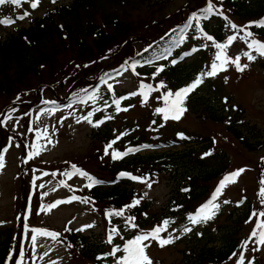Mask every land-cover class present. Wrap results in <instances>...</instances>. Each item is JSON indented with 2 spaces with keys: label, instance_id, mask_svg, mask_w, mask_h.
Masks as SVG:
<instances>
[{
  "label": "rangeland",
  "instance_id": "1",
  "mask_svg": "<svg viewBox=\"0 0 264 264\" xmlns=\"http://www.w3.org/2000/svg\"><path fill=\"white\" fill-rule=\"evenodd\" d=\"M153 1L156 2L154 8L144 7L140 12L133 11L132 20L140 21L137 22L134 37L129 45L114 47L98 64L86 63L85 69L81 70L73 68L70 72L71 78L64 80L55 90L53 87L46 90L40 87L36 92L25 93L32 107L29 113L26 114L25 110L18 107L19 104L14 103L17 100L14 97L9 98L10 105L0 104V156L4 159V167L0 169V251L6 232L10 230L13 235L6 264H12L18 252L22 264H95L94 258L85 254L89 249L96 252L98 258L105 257L107 261L117 263L125 253L120 251L113 257L109 255L111 250L117 246L123 249L124 242L121 239L124 236L142 234L143 229L147 228H133L128 225V218L134 217L133 209L123 215L113 214L111 220L105 219L103 210L109 211L112 206L97 203L89 196V177L94 180H111L104 164L110 165L113 139L106 143L98 140L97 134L93 133V124L84 117L90 119L93 102L104 97L111 88H116L121 94H137L141 88V78L155 84L151 78L141 77L140 73L157 67H152L146 62L157 57H136L146 55L157 39L184 25L189 15L204 11L208 2ZM210 1L213 11L207 14L204 11L200 15L206 16L204 19L209 33L223 34L222 41L219 42L211 35L212 39H207V34L200 27H197L195 34L184 39L183 43L179 41L180 48H201L200 53H210L206 60L198 64L194 62L200 57V53L181 64L186 66L183 85L193 84L198 78L202 79L200 92L191 99H195L194 104L187 102L188 106L194 107L195 110L187 109L179 120H165L164 114L157 112V109L166 107L163 97L154 95L145 105L138 100L126 112L117 110L115 113H109L106 116L110 122L102 125L103 128L106 125L113 127L116 138L128 132L122 140L115 143L116 147L126 148L147 142L159 143L160 140L180 141L178 145L140 151L141 156L157 154L160 157L154 161L155 165L148 168L151 176L144 177L142 181H130L128 186L140 197L138 206L147 207L144 217L157 219L160 226L163 221H169L160 237L171 238L173 243L160 247L156 240L145 242L149 245L146 251L153 264H192L198 252L225 247L230 234L238 239L236 247L233 254L220 264H239L241 255L244 264H264V245L258 242V237H251L253 230L264 220V217L258 215L264 211V200L259 195L264 188V57L248 47L252 40L264 42V37L251 31L250 22L256 18L245 19L242 16L243 10L239 9L241 1L247 3L245 7L248 9H259L262 0H240L236 6L232 5V0ZM35 2L36 0H30L26 3L29 12L25 19L17 17L15 23H0V35L5 37L16 27L24 28L29 25L31 19L43 16L48 8L67 4L70 0H39L38 6L33 7ZM16 14L21 12L16 10ZM11 18L13 19L10 13L0 12V20ZM195 23L197 24V20ZM233 24L238 28H233ZM247 32H251L252 36L246 37ZM157 33L159 36H156ZM232 36H237V39L224 51L230 60L239 58L240 64L247 67L241 72L235 64L229 62L223 70H218L216 75H208L211 65L220 63L216 60L220 52L216 45L228 44V38ZM156 48L159 49L160 46ZM153 52L155 49L151 51ZM246 52H250L256 59L249 60L244 55ZM124 56H127L126 60L138 59L139 73L132 67H126L120 73L110 72L116 65H109ZM192 65L198 67L194 68ZM106 68L107 70L101 73V70ZM104 73L105 76L108 75L107 79L99 82V77ZM82 77L83 80L78 82ZM160 83L166 88L164 82ZM93 85L95 91L89 100L70 104L73 101L69 98L82 96ZM197 98H201L206 106L209 103L216 111L229 116L228 121L237 125L243 134L249 137L255 150L246 148L242 141L233 135L228 129V121L212 122L204 115L203 108L200 110L195 105ZM55 100H60L63 107L59 106L60 104H52ZM13 104L16 106L12 107ZM128 106L129 104L126 107ZM29 118L33 128L29 124ZM159 134L160 140L152 139V136ZM182 136L185 137L178 138ZM187 138L193 139L192 143H189ZM202 139H211V148H201L194 143ZM34 141L36 144H33ZM38 149L39 154L33 155ZM207 153L210 154L206 155ZM215 154L223 156L227 162L224 172L227 174L220 175L206 184L205 196L190 203L191 210L188 215L201 208L209 196L216 192L225 177L237 170L243 171L235 178V182H229L218 195L215 203L219 208L214 217L206 224H192L187 213L177 210L176 201L184 200L191 178L216 167L217 161L211 158ZM72 165L77 169L74 170ZM77 170L87 173L88 176L77 174ZM65 173L72 175L69 178ZM49 205L56 206L49 209ZM254 213L256 215H253ZM132 222L135 225L140 224L139 218ZM19 226L24 228L19 230ZM185 228H190L191 231L185 232ZM35 229L58 233L59 236L54 238L37 235L33 242ZM113 229L117 231L113 232ZM72 232L85 238L78 247L66 239L67 234ZM110 234L111 243L108 242ZM20 235L22 245L18 242Z\"/></svg>",
  "mask_w": 264,
  "mask_h": 264
},
{
  "label": "trees",
  "instance_id": "2",
  "mask_svg": "<svg viewBox=\"0 0 264 264\" xmlns=\"http://www.w3.org/2000/svg\"><path fill=\"white\" fill-rule=\"evenodd\" d=\"M233 3V6L238 4ZM155 4L156 2L153 0H70L67 4L48 9L43 16L32 19L28 26L15 28L13 32L8 33L5 37L0 36V104L7 106L9 98H16L17 96L21 99V102L28 104L30 99L27 101L25 93L29 91L36 92L40 87L44 90H46V87L48 89L53 87L55 90L60 87L64 80L71 78L70 72L73 68L81 70L85 69L86 63L95 62L94 64H98L102 57H106L107 54L113 51L114 47L129 45L134 37L137 22L140 21L132 20L133 11L140 12L144 7L151 9L154 8ZM246 4L245 1H241L239 7L243 10L244 14L242 16L245 19L252 20L256 18L253 21H258L264 15L263 0L261 4L260 1L258 2L260 4L259 9L253 7L248 9V7H245ZM9 6L13 10L14 6L12 4H9ZM17 6L23 10L22 14L24 15L28 9L27 6L22 1ZM13 13L14 10L11 14ZM251 27H253L255 33L264 37V27L256 25ZM183 30L184 27L179 26L174 32L166 33L154 42L155 45L149 52H146V54H154L155 56L160 53L169 54L168 59L156 70H148L142 73L154 82H164L165 91H168L170 87L173 90H179L183 87V73L186 66L179 64L182 59L180 58L181 53L174 50L173 46L178 37L183 34ZM212 35L221 42V34L215 33ZM156 36H159V33ZM157 46H160V48L157 49ZM153 49H155V52L151 53ZM207 56L208 53H201L199 59L194 63L198 64ZM126 58L127 56L119 58L109 66L114 67L118 63L124 62ZM190 66L191 64L188 67ZM192 67L196 68L198 65H192ZM161 69L163 70L161 71ZM106 70L107 68L102 69L101 73ZM112 70L114 69L112 68ZM82 80L83 77L78 82ZM74 81L76 82L77 79ZM197 93H193V96H196ZM124 96L117 91H112L93 102V112L90 115L91 123L94 126L93 133L97 134V139L103 143L113 139V149L110 165L104 164L107 166L104 169L105 171L108 170L111 180L101 178L100 180L103 183L92 184L88 194L97 203L110 204L112 206L111 210L114 212L122 210L124 213L133 209L134 217L139 218L140 224L137 225V228L149 227L156 223L157 219L152 220L144 217L143 214L147 207L143 205H141L142 208L138 204L129 207L133 205L134 201H140V197L134 194L133 189L128 188L130 183L123 177H137L140 180L146 176H151V171L148 168L155 165L154 161L158 160L160 156L157 154L132 155L129 148L116 147L115 143L122 140L128 132L126 135L116 138L113 127L110 125H106L105 128L102 127L105 121L106 123L110 122L106 115L123 109L124 100L121 101V99L125 98ZM200 99L197 98L195 105L200 110L203 108V114L207 115L212 122L223 123L229 120V116L216 111L214 106L209 103L208 106L210 107L208 108ZM125 100L129 101V106L126 107V110H129V107L131 108L137 103L139 96L127 97ZM116 101H119V105L115 103ZM194 101L195 99L191 101V104H194ZM54 103L57 104L56 101L52 102V104ZM183 107L195 110L194 107H189L185 103ZM24 108L28 110L29 105L24 106ZM228 122V129L233 135L240 139L246 148L255 150L249 137H246L237 125ZM187 139L189 143H192L193 139ZM194 143H197L201 148L208 149L213 144L211 139H202ZM192 151L197 150L192 149ZM116 153L122 154L121 157L114 158ZM124 153L127 154L124 155ZM211 158L217 161L216 167L207 169L204 174L195 175L191 178L190 185L187 187L189 191L185 192L187 195H185L184 200L176 201V204L181 207L180 213L191 210L190 203L196 202L200 197L205 196L206 184L226 171L227 162L223 156L215 154ZM108 181L115 184L105 186ZM103 211L105 215L108 209ZM6 234L5 240L1 244L0 264H6L7 255L12 246L13 235L11 231L8 230ZM228 237L229 240L224 245L225 247L210 248L208 251L198 252L195 262L192 261V264H220L227 260L233 254L238 240L232 234ZM66 239L77 247L83 243L82 240H85L79 233L74 232L68 233ZM85 254L90 258H94L97 264H111L105 257L98 258L97 253L91 249Z\"/></svg>",
  "mask_w": 264,
  "mask_h": 264
},
{
  "label": "snow or ice",
  "instance_id": "3",
  "mask_svg": "<svg viewBox=\"0 0 264 264\" xmlns=\"http://www.w3.org/2000/svg\"><path fill=\"white\" fill-rule=\"evenodd\" d=\"M55 2V0H53ZM6 3L9 4H15L18 5L20 3V0H0V5H4ZM39 0H36V2L33 4V7L38 6ZM207 13H211L213 11V6L211 3H209V7L205 10ZM27 14H25L26 16ZM25 16H20L19 19H24ZM0 23L2 24H12L15 23L14 20L11 19H2L0 20ZM259 26L264 27V21L258 22ZM233 28H238L236 25H232ZM252 33L247 32L246 37H251ZM207 39L211 40L212 37L208 36ZM235 39H237V36H232L228 38V44H217L216 47L220 49V52L216 56V60L219 61L220 63H213L211 65V70L208 72V75L214 76L217 74L218 70H223L224 66L228 64L229 62L233 63L236 65L238 71H244L247 65H241L239 62V58H236L234 60H230L226 52L224 51ZM249 48L255 49V51L259 54V56L264 57V42H260L258 40H252L251 43L248 44ZM247 56L249 60H254L256 59L255 56H253L250 52H246L244 54ZM163 69H161L162 71ZM202 83V79L198 78L193 84H191L188 87L181 88L180 90L176 91L175 93L168 91L164 97L166 107L164 108H159L157 109V112L163 113L164 114V119L167 120L169 118L179 120L183 113L187 110L185 107H183L184 101L187 97V95L192 92L198 85ZM164 85H161L163 87ZM142 88L146 89L145 92L141 93L144 96L145 101L147 100L148 93L152 91V88L150 85H141ZM117 105H119V101L115 102ZM126 110V109H125ZM110 118V117H109ZM85 120H88L89 123H91V120L88 117H84ZM102 123V121H101ZM98 126V125H96ZM49 142L50 138H49ZM110 147V145H109ZM131 151V149L129 150ZM39 154V149L37 152L33 153V155H38ZM127 153H124L126 155ZM210 153H207L206 155H209ZM122 154L116 153L114 154V158H120ZM4 167V159L3 156H0V169ZM72 168L75 170L76 166L72 165ZM243 171L237 170V172L230 174L229 176L225 177V179L220 183L218 186L216 192L213 194L212 198L201 208L197 211L195 215H189L188 219L192 224H198L201 222H207L208 220L212 219L216 213V210H218L219 205L215 203V200L217 196L221 193L222 189L229 183V182H235V178L239 176V174ZM77 174L88 176L87 173L82 172L80 170H77ZM65 175L71 177L72 173H65ZM121 175H127V174H121ZM132 179H138L137 177H131ZM90 180V185L95 183H103L102 181H96L93 178L89 177ZM264 183V182H262ZM151 185H149L150 187ZM264 200V188L261 189V192L259 194ZM73 199H80L79 197H73ZM87 202V201H85ZM139 203V200L134 201L133 205H130L129 207H134L136 204ZM227 203V201H225ZM56 205H49V209L55 207ZM123 215V211H118L115 213H108L109 216L111 215ZM253 215H256L254 213ZM260 217H264V211L260 212L258 214ZM134 217H129L128 220L129 222L134 221ZM169 224L168 220L163 221L162 226H157L154 228L151 232L149 233H142L140 235H137L134 239L128 241L123 249L119 248L118 246L113 249L109 255L115 256L117 252L123 251L125 253L124 256H122L117 264H153V261L147 254L146 249L149 247L148 244L145 243V241L149 240H156L159 243L160 247H164L168 244L173 243L174 241L169 238V239H162L160 237V233L162 231H165L167 226ZM133 228L137 227L134 223L131 224ZM83 229H78V231H82ZM113 232H116V229L112 230ZM185 232L191 231L190 228H185ZM34 232L36 235L32 236L33 242L36 240L37 235H44V236H52V237H57L59 236L58 233H53V232H48L47 230H41V229H35ZM251 237H258V242L262 245H264V220H262L256 227L255 230L251 233ZM109 243L112 242L111 234L109 236ZM244 247H247V242H245ZM256 250V249H253ZM239 264H244V258L241 255L239 257Z\"/></svg>",
  "mask_w": 264,
  "mask_h": 264
}]
</instances>
